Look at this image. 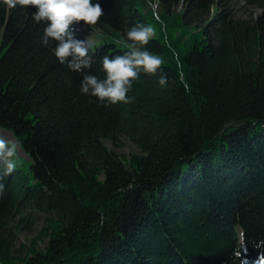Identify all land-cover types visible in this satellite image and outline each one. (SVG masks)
<instances>
[{
	"label": "trees",
	"instance_id": "obj_1",
	"mask_svg": "<svg viewBox=\"0 0 264 264\" xmlns=\"http://www.w3.org/2000/svg\"><path fill=\"white\" fill-rule=\"evenodd\" d=\"M93 2L98 23L72 26L93 43L85 71L103 79L126 29L150 24L169 85L141 72L134 102L99 105L41 44L35 9L0 5V130L26 157L5 174L0 156V264H264V0H243L260 9L247 18L223 0H159L155 15L149 0ZM120 136L140 154L106 146ZM38 214L45 247L16 248L10 223Z\"/></svg>",
	"mask_w": 264,
	"mask_h": 264
},
{
	"label": "clouds",
	"instance_id": "obj_2",
	"mask_svg": "<svg viewBox=\"0 0 264 264\" xmlns=\"http://www.w3.org/2000/svg\"><path fill=\"white\" fill-rule=\"evenodd\" d=\"M159 0H149V6L156 14ZM0 5L9 9L20 7L25 11H31V19L34 24H42L43 32L40 42L44 47L55 43L53 49L58 62L66 65L70 71L82 74L80 91L83 95L95 97L96 102L102 106H111L117 103L129 104L134 102V97L128 96L132 90L133 82L139 79L140 73L160 75L157 83L161 88H167L169 80L163 72L161 58L150 52L148 45L155 35L152 25L136 23L128 27L125 32V40L128 51L123 54L105 55L102 58V71L104 78L86 72L91 68V56L89 55L93 43L89 40H77L74 35V24L83 22L90 27L98 23L104 15L99 2L93 0H0ZM125 40L116 43L123 44ZM179 61V57L177 56ZM180 82L187 88V84L180 74ZM18 143L8 144L0 139V156L8 157L7 171L10 174L14 168V157L19 148ZM4 194V185L0 183V197Z\"/></svg>",
	"mask_w": 264,
	"mask_h": 264
},
{
	"label": "rangeland",
	"instance_id": "obj_3",
	"mask_svg": "<svg viewBox=\"0 0 264 264\" xmlns=\"http://www.w3.org/2000/svg\"><path fill=\"white\" fill-rule=\"evenodd\" d=\"M223 3L226 9L234 12V14L240 18H247L250 14L254 16L260 12V9L249 7L244 4L243 0H223ZM178 9L179 8H176V10ZM177 32L178 30L174 31V34ZM93 42L94 44L99 45L102 43V40L95 39ZM0 137L9 145L15 143V138L10 132L0 130ZM105 144L109 149L115 151L120 156L126 157L127 159L132 155L140 154L138 148L127 137L124 136H120L117 146H113L109 141H106ZM14 157L22 161H26V157L20 148H18ZM44 218L45 216L38 214L36 220L29 228L18 224L17 218L16 220L14 219V222L10 223L9 227L13 229L14 234L16 235V248H19L22 245L27 246L29 250L43 249L45 247L47 239L43 238V234L41 233L42 228L45 225Z\"/></svg>",
	"mask_w": 264,
	"mask_h": 264
}]
</instances>
